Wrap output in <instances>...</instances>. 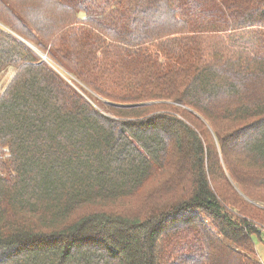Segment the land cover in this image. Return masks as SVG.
I'll return each instance as SVG.
<instances>
[{
	"label": "trees",
	"instance_id": "16d2710c",
	"mask_svg": "<svg viewBox=\"0 0 264 264\" xmlns=\"http://www.w3.org/2000/svg\"><path fill=\"white\" fill-rule=\"evenodd\" d=\"M207 35L264 0H0V264H261L264 55Z\"/></svg>",
	"mask_w": 264,
	"mask_h": 264
},
{
	"label": "rangeland",
	"instance_id": "374dc122",
	"mask_svg": "<svg viewBox=\"0 0 264 264\" xmlns=\"http://www.w3.org/2000/svg\"><path fill=\"white\" fill-rule=\"evenodd\" d=\"M257 36L253 35L251 38V41H248L247 39L243 38H237V39H231V40H219L217 36L207 35V36H193V37H178L174 41H172L173 44H167L166 46H169V53L171 54V57H174L175 59L179 58V55L185 54L184 49L185 47H188L190 49H193L196 54V59L199 62H204L208 54L212 50H218L222 48H227L229 51V56L236 57L237 55H264V41H259L257 39L255 41V38ZM164 45H162L163 47ZM168 49L162 50L163 56L159 58V55L153 50H143V56L146 59V62L149 64H153L150 68V74L159 71V66L164 65V60H168L169 58L166 56ZM185 56L188 58V56L185 54ZM43 60H47L44 59ZM128 60L131 63V60L125 56L121 57L118 56V58L115 59L116 62L121 63L122 61ZM175 62V61H174ZM54 66V65H53ZM144 72L146 73V68L143 67ZM60 77L64 79L65 81H68L69 84H71L73 87L75 81L73 83L68 80V75L62 70L59 71ZM12 74V69L9 70V72L4 73L3 76L0 77V83L2 84V88L7 84L10 75ZM72 80V79H71ZM76 88V87H75ZM77 89V88H76ZM78 90V89H77ZM93 95L94 103L96 105H99L102 100L97 97L94 94ZM101 106L99 105V109ZM264 229L263 227H260V230ZM253 243L256 250V258L260 261L261 264H264V237L263 236H253Z\"/></svg>",
	"mask_w": 264,
	"mask_h": 264
},
{
	"label": "built area",
	"instance_id": "2783aa9c",
	"mask_svg": "<svg viewBox=\"0 0 264 264\" xmlns=\"http://www.w3.org/2000/svg\"><path fill=\"white\" fill-rule=\"evenodd\" d=\"M261 234L263 235L264 237V229L260 230Z\"/></svg>",
	"mask_w": 264,
	"mask_h": 264
}]
</instances>
